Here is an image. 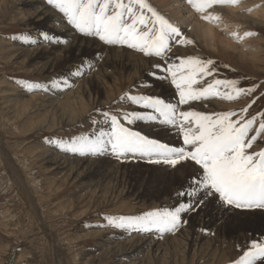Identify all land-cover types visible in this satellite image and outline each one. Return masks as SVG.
<instances>
[{
    "label": "snow or ice",
    "instance_id": "obj_1",
    "mask_svg": "<svg viewBox=\"0 0 264 264\" xmlns=\"http://www.w3.org/2000/svg\"><path fill=\"white\" fill-rule=\"evenodd\" d=\"M61 20L82 38L98 39L107 46H120L157 62L147 74L166 81L174 89L173 100L141 92L153 87L151 81L133 86L106 107H97L87 116L91 131L68 139L45 137L59 151L79 157L111 156L120 162L144 161L187 172V179L172 194L171 206L156 207L139 215H107L97 227L129 232L155 231L175 234L188 224L185 218L202 208L216 205L225 213L264 214V107L254 106L264 98V81L245 84L247 77H230L234 72L202 49L195 37L178 22L169 19L150 0H45ZM200 20L214 25L234 42L242 43L259 33L230 31L225 11L236 16L264 7L245 5V0H183ZM251 23V21H249ZM223 25V27H221ZM12 40L29 46L67 45L70 41L48 31L38 37L31 33L12 35ZM196 49L195 53L188 49ZM184 49L178 55L177 50ZM102 59L97 56L96 60ZM95 69L87 58L70 70L68 77H54L45 84L17 79L22 89L45 93L71 90L76 79ZM238 108L215 110V103L238 104ZM212 108L211 111L201 109ZM141 125L161 127L178 143L163 141ZM190 169V171H188ZM205 233L207 229H202ZM231 264H264V236L253 238Z\"/></svg>",
    "mask_w": 264,
    "mask_h": 264
},
{
    "label": "rangeland",
    "instance_id": "obj_2",
    "mask_svg": "<svg viewBox=\"0 0 264 264\" xmlns=\"http://www.w3.org/2000/svg\"><path fill=\"white\" fill-rule=\"evenodd\" d=\"M3 1L4 0H0V41H2L3 47L8 48L10 46L9 48L13 49V52H16L19 47L26 46L23 41L12 40L10 37L14 34L31 33L33 37H38L40 31H48L51 34L59 35V33L54 30V27L51 28L42 23H39V25L30 20L23 22L22 18H29L26 13L23 12L24 14H19L15 7L13 5L11 6L12 0ZM150 2L171 19L168 13L161 8L160 4L154 0H150ZM8 3H10V8L5 12L3 9L5 8L4 4ZM238 23L242 24L243 29L247 27L251 29L252 27L249 24H245L242 19L238 20ZM256 29L257 33H259L256 37L264 40V26H257ZM256 37L250 40L256 42ZM197 41L200 45V49L203 50L201 54L208 55L221 64H228L231 69L235 70L232 72L227 69H222V74H226L230 77H247L248 79L244 81L246 85L264 81V61L263 63L245 59V61H243V57L239 56L240 54H232L231 51H226L223 48L219 50L211 49L207 47L203 41ZM44 45H46V47L47 45L51 46V44ZM67 45L62 46L65 47ZM259 45L261 46L260 43ZM105 47L124 49V47L120 46ZM58 49V54H60L62 49ZM92 49L93 48H84L79 54L73 51L67 59H62V62H60L54 71H46L43 73L33 72L36 71V64L31 60L14 57L13 55L4 58L5 53L2 52L4 49L0 50V139L3 141L4 145H6L7 151L9 150L8 152L12 155L15 154V161L20 164L18 167L8 166L2 154L0 155V164L2 165H0V264H121L123 262L131 264V262L125 259V261L123 260L121 251H112L109 250V248L113 245L116 246L115 244H125L127 241H131L133 237L134 239L132 240L134 241H139L149 236H151V238L158 237L160 239H165V237L168 236L174 237L177 236L182 229H184V231L186 229V232L192 231L194 234H199L200 236L203 233L201 236L204 237L202 243L208 240L212 245H210V248L204 246V250L195 255L194 262H192L193 248L192 250L187 249L188 252L186 251V253H188V255L186 260L184 262L182 260L180 262L178 261L177 264H231V261L237 259L241 254L237 245L244 247L247 241L253 238L259 239L264 236V214L260 215L261 213L257 212L244 217L237 215L230 220H226L225 229L221 230L218 227L220 218L222 217L221 211H218L219 209L216 205H209L206 208H202L198 213H192L185 217L188 220L186 226L175 234H164L163 238L155 231L142 233L129 232L127 230L115 229L112 227H97L96 225L105 223L103 217L107 215H139L156 207L171 206L174 203L172 194L185 183L187 172L181 170L177 173L165 167L149 165L144 161H129V164L128 162L122 163L111 156L87 157L92 159L93 162L99 160L100 166H102L104 170H107L109 176L106 178H98L97 176L99 175H94L93 173H88L83 170L74 172L68 170L63 171L50 162L53 157L59 155V157L66 156L69 158L73 157V159H82L84 157L59 151L53 145L46 143L45 137H61L68 139L74 135L90 132L91 125L87 120V116L90 112L97 107L103 108L110 105L125 91L141 83L151 81L153 87H141L139 91L158 95L166 100H173V98L169 99L170 97L167 98L164 96L167 86L170 85L168 82L162 81V83L167 84H160L153 80H149L150 76L147 75L148 70L140 74L137 79L131 81L126 68L108 67L107 75L104 79H106L105 81L109 90L99 91L97 94H95L93 90V99L96 100L94 103L88 102L87 96L83 95L89 107V112L83 117V120L77 119L74 121L70 119V121H68L67 119L68 123L62 120L58 114L55 115L56 113L51 111L50 108L44 109V96H41L36 102L35 109L31 108L32 111L31 109L25 111L19 107V109L15 111L16 113H14L8 108L6 109L4 104H2L6 94H11L13 95L10 96L11 98L17 99H29L33 94V92H28L17 85L15 82L17 79L45 84L52 78L58 77V75L68 77L70 70H73L82 60L87 58L89 61H94L96 65L95 69L88 72L83 79H76L80 80L82 84L85 80L93 76L96 70L99 71L97 67L99 60H96L99 54L94 49V51H92ZM189 50H193V53L197 51L192 48H189ZM131 51L133 52V50ZM262 51L264 57V48ZM133 53L139 54L136 52ZM177 54L182 55L184 53L178 49ZM13 57L14 61H12ZM113 74L118 82H113L114 80L111 78ZM77 88H79L78 85H75L71 90L63 91L62 93L65 94L73 90V92H76V90L78 91ZM51 91L58 92L57 90H50L47 93L43 92V95L50 94ZM104 93L106 94L104 95ZM23 94L28 96L25 95L24 97ZM58 99L61 98L58 97ZM64 99H68V96L62 97V100ZM246 102L247 101H241L238 104H230L229 107H218L215 110H226L233 107L238 108ZM38 105L41 106L39 107ZM261 107H264V98L254 106V110H258ZM75 112L76 115L79 116L81 114V109L78 108ZM20 114H24L25 117ZM48 115L55 117L56 125L51 128L48 127V129L46 126L37 127L38 124L35 123H40L44 117L45 119L46 117L49 119L47 123L50 121L52 117ZM39 117H43V119ZM47 123H45V125ZM153 131L148 130L147 132L163 141L172 144L178 143L173 134L168 131L167 133L162 132L166 131L165 129ZM116 162L117 166L115 164ZM11 167L13 169L12 171L10 169ZM17 168L21 169V171L23 169V174H20ZM188 171H190V169ZM27 174L30 176L29 182L31 181L30 183H32L30 187L27 186L28 183L23 181L22 177V175L27 176ZM6 182L9 185H7ZM214 210L217 211L212 215ZM202 229H207L208 232L205 233ZM212 229H214V231ZM106 238L108 239L106 240ZM169 245L172 244L170 243ZM147 250L148 248L145 249V252ZM159 255L154 258H148L146 261L147 264H162V255ZM58 256L59 260L57 259Z\"/></svg>",
    "mask_w": 264,
    "mask_h": 264
},
{
    "label": "bare ground",
    "instance_id": "obj_3",
    "mask_svg": "<svg viewBox=\"0 0 264 264\" xmlns=\"http://www.w3.org/2000/svg\"><path fill=\"white\" fill-rule=\"evenodd\" d=\"M154 1H156L158 4H160L161 8L163 10H165L168 13V15L171 17L172 21L178 22L185 29H189L190 31L187 32L188 35L195 37V39H197V40L203 41V43H205V45L207 47H209L211 49H218V50L223 48L226 51H231L232 54H235V53L240 54L239 56L243 57L242 58L243 61H245V60H250L251 61L252 60V61L257 62V63H263L264 57H263V51L262 50L264 48L263 47L264 45H262V44H264V40H262L261 38L256 37V42L251 41L250 39L253 38V37H251V38H247L242 43H236L233 40H231L225 34V32H221L214 25L208 24V23L200 20L199 17L194 12L188 10L187 5H185L183 3V0H154ZM256 4H264V0H245V5L244 6L252 7L253 5H256ZM12 5L15 7V9L17 10V12L19 14H22L24 12V13H26L27 17H29L28 19L27 18H22L23 22H27V21L30 20L31 22L38 23V24L42 23V24H44L46 26H49L51 28L54 27L55 28L54 30L59 33V35L58 34L57 35L59 37H61V38L68 39L70 41V43L67 46H65V47L62 46V45H51V46L47 45V47H46V45H43L42 47L41 46H31L30 47L29 45H26L25 47H19L18 49L15 48L17 50H16V52H13L14 50L9 48L10 46L8 48L7 47H3V43H2V41H0V50L4 49V51H2V52L5 53L4 58H7L9 55H13L14 57L16 56V57L24 58L25 60H31L33 63L36 64L35 65L36 66V71H33V72H38V73H43V72H46V71H51V72L54 71L57 68V66L60 64V62H62V59H67L69 57V55L73 51L74 52L76 51L79 54L84 48H87V49L93 48L95 51L98 52V54L102 57V59H99V63H97L98 64L97 67H98L99 71L96 70L95 73L92 72L94 74L88 80H85V81L83 80L84 82L82 84L80 83L81 82L80 80H75L74 81V84L78 85V87H79V88H77L78 91L76 90V92H73L74 91L73 90V91H69L68 93L64 94V93L59 92V91L58 92L51 91L50 94L43 95V91L36 90V91H33V94L30 96L29 99L11 98L10 96H13V95L6 94L5 95V99H4L2 104H4L5 108L6 109L8 108L11 112L16 113L15 111H17L19 109V107H21L25 111H28L31 108L35 109L36 108V102L39 100V98H41V96H44L45 97L44 109L50 108L51 111L56 113L55 115L58 114L61 117V119L64 120L65 122L67 121V119H68V121H70V119H72L74 121H76L77 119L78 120L79 119L83 120V117L85 115H87V112H89V107H88L83 95L87 96L88 102H90V103L93 102L94 103L96 100L93 99V93H92L93 90H94L95 94H97L99 91H107V90H109V88H108V86L106 84V81H105L106 79H104L105 76L107 75L108 67H123V68H126L127 72H128L127 74L129 76L130 80L133 81L134 79H137L138 76L140 74H142L144 71L148 70V73H149L152 70L151 69V65L157 62L154 58H147V57H144L141 54H135V53H133L134 51L132 52L130 49H127V48H124V49L117 48V47L116 48H114V47L107 48V47H105L107 45L104 46L102 44V42H100L98 39L82 38L77 33L75 34V31H73L69 26H67L61 20V15L57 11L52 9L50 6H48L46 4L45 0H12L11 1V6ZM4 6H5V8H3V9H4L5 12H7L9 10L8 8H10V3L4 4ZM0 9H1V7H0ZM2 10H1V13H2ZM10 11H12V10H10ZM28 11H30V12H28ZM234 12H235V10H232V9H228V10L225 11V21L227 22V25H228L227 29L228 30H231L236 25H240L241 26V31L251 30V31L257 32V29H256L257 26L258 27L264 26V7L257 8L252 13L244 14L242 16H236L234 14ZM241 19L243 20V22L245 24H249L250 26H252L251 29L249 27L243 29L242 24L238 23V20H241ZM249 21H251V23H249ZM254 26H256V27H254ZM221 27H223V25ZM259 43L261 44V46L259 45ZM58 48L62 49L60 54H58L59 53L58 52V50H59ZM93 49H92V51H94ZM179 50H181V52H183V53L185 51L184 49H179ZM188 51L192 52L193 50L190 51L188 49ZM14 57H13L12 61H14ZM71 66H72V64H71ZM55 72H57V71H55ZM90 74H89V76H90ZM111 78L114 80L113 82H118V80H117V78H115L114 74L111 75ZM149 80H153L154 82H158L160 84H167V83H162V81L160 82L158 80H154L151 77H150ZM105 94L106 93H104V95ZM25 95L26 94H23L24 97H25ZM26 96H28V95H26ZM64 96H68V99L62 100V97H64ZM164 96L167 97V98L170 97L169 99L174 98V89L170 85L167 86V89H166V92H165ZM58 97H60L61 99H58ZM0 98H1V96H0ZM97 101H98V99H97ZM38 106L40 107L41 105H38ZM223 106H228L229 107L230 104L215 103V109L218 108V107H223ZM78 108L81 109V114L79 116L76 115L77 111L75 112V110L78 109ZM32 109H31V111H32ZM36 110H39V109H36ZM201 110L211 111L213 109L212 108H208V109H201ZM22 115H24V114H22ZM51 115H48V116H51ZM38 116H40V115H38ZM54 116H51L52 118L49 117L50 121L48 123H47V121L49 119L47 117H46V119L44 117L45 120L43 119V117L42 118L39 117V118H41L43 120L40 123H35V124H38L37 127L38 126L39 127L46 126L47 129H48V127L49 128H51L52 126L54 127L56 125V119H55L56 116L55 117ZM12 117H14V116H12ZM24 117H25V115H24ZM26 120H27V118H26ZM28 121H29V118H28ZM64 121H63V123H64ZM68 121H67V123H68ZM74 121H73V123H74ZM22 123H23V121H22ZM45 123H47V124L45 125ZM29 125H30V123H29ZM57 125H58V123H57ZM142 128L146 132L148 130H151V131H153V130L154 131H159L160 130L161 131L163 129V128H160V127H148V126H145V125H142ZM162 132L163 133H167V130L166 131H162ZM5 146L6 145H4L3 141L0 139V152H1L0 155L2 154V156L4 157L3 159L6 160L5 163L7 162L8 166L18 167L20 164L15 161V156H14L15 154L14 155L10 154L8 152L9 150L7 151V148ZM59 156L53 157L50 160V162H51V164L56 165L59 169H62L63 171L64 170H68L70 172H74V171H77V170L78 171L83 170V171L88 172V173H93L94 175H99V176H97L98 178L99 177L106 178L107 176H109L107 170L106 169L104 170V168H102V166H100L101 164H100L99 160L98 161L95 160V162H93L92 159H90V158H82V159L81 158L80 159L76 158V159H73V157L69 158V157H66V156H64V157H62V156L59 157ZM46 158H47V156H46ZM115 164L117 166V162ZM128 164H129V162H128ZM12 167L10 168L11 171L13 170ZM17 169H18L20 174H23V172H22L23 169H22V171L19 168H17ZM83 175H84V173H83ZM22 177H23V181L28 183V185L26 183L25 184L30 187V184H32V183H30L31 181L29 182V177L30 176L27 174V176L26 175H22ZM111 180H112V178H111ZM7 185H9V184L7 183ZM2 186L4 187L3 184H2ZM59 186H60V184H59ZM56 190H57V188H56ZM101 198H103V197H101ZM88 206H89V203H88ZM5 209H7V208H5ZM216 211L217 210H214L212 212V215L214 213H216ZM218 211H221V215H222V217H221L222 219L220 218V221H219V224H218V227L221 230L225 229L226 220H230V219H232L233 217H235L237 215L238 216L241 215L243 217L252 215V214H241V213H225V212H223L220 209ZM260 215H263V214H260ZM6 216H7V214H6ZM214 219H216V218H214ZM201 224H202V222H201ZM212 230L214 231V229H212ZM191 232H186V229H185V231H184V229H182L180 231V233L177 234V236H174V237L173 236H168V237H165V239H160L158 237L157 238H151V236H149V237H146L145 239H140L139 241H134V240H132V239H134V237L133 238L131 237L132 238L131 241H127V242L125 241L126 242L125 244H115L116 246L113 245L111 248H109V250H112V251L113 250L114 251L119 250V251H121V253H122L121 256H122L123 260L125 259L126 261H129V262H131V264H147L146 261H147L148 258H154V257L158 256L159 254L162 255L161 256V260L163 262L162 264H177V262L178 261L180 262L181 260L184 262L186 260V258H187V255H188V253H186L187 249H189V250L191 249L192 250V248H193L194 252H193V257H192L193 260H192V262H194L195 255H197L199 252H202L204 250V246L207 247V248H210V245H212V244H210L211 242H208V240L206 242L202 243V240H203L204 237H201V236L203 235V233L200 236L199 234L197 235V234H194L193 232L192 233ZM107 239L108 238H106V240ZM216 242H217V239H216ZM170 243L172 245H169ZM56 246H57V244H56ZM100 246H102V245H100ZM146 248H148V250L145 252ZM106 250H108V249H106ZM143 252H145V253H143ZM214 252H216V251H214ZM117 253H119V252H117ZM20 258H21V256H20ZM57 259L59 260V256H58ZM121 264H126V262H123Z\"/></svg>",
    "mask_w": 264,
    "mask_h": 264
}]
</instances>
